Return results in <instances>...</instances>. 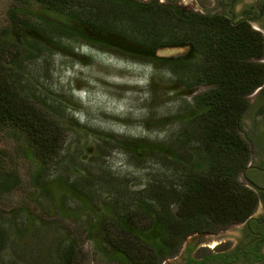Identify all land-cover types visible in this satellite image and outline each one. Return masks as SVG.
I'll return each instance as SVG.
<instances>
[{
    "label": "trees",
    "instance_id": "obj_1",
    "mask_svg": "<svg viewBox=\"0 0 264 264\" xmlns=\"http://www.w3.org/2000/svg\"><path fill=\"white\" fill-rule=\"evenodd\" d=\"M13 2L15 5L7 10L10 28L0 36V130L9 128L23 137L41 171L59 155L64 129L49 113L50 106L25 90L20 67L24 60L36 57L43 50L73 53V48L64 44L62 38L79 39L90 49L126 61L146 63L155 71L165 68L173 78L171 91L204 88L190 97V111L185 114L194 124L189 139L199 143L200 155L188 161V171L180 176L176 190L157 194V202L144 201L133 210L121 212L109 224L101 216H96L94 224H90L92 228L102 227L104 238L98 245L106 251L109 261L161 264L177 254L185 238L216 234L244 222L254 213L257 193L240 180L250 154L249 137L241 119L248 108L247 96L264 84V43L259 31L245 21L232 22L220 14L170 5L166 14L170 11L177 20L187 24V31L173 37L169 34L163 41L153 26H139L144 28L140 33L142 42H135L110 26V11L105 17H92V13L96 7L113 3L155 14L163 7L157 0L147 3L135 0ZM165 47L186 50L175 57L158 55ZM123 146L134 158L155 149L164 150L160 144L143 138L128 139ZM7 156L0 150V198L20 183ZM40 181L35 179L41 191L53 199L57 210H66L59 201L65 193L56 198V193ZM54 182L82 203L80 213L89 209V201L81 196L74 183L60 179ZM9 239L6 226L0 220V264H5L3 253ZM61 241L53 264L81 263L84 250L71 235L65 232ZM191 249H187L182 264H206L208 260L229 264L234 259L230 252L197 259L189 255Z\"/></svg>",
    "mask_w": 264,
    "mask_h": 264
},
{
    "label": "rangeland",
    "instance_id": "obj_2",
    "mask_svg": "<svg viewBox=\"0 0 264 264\" xmlns=\"http://www.w3.org/2000/svg\"><path fill=\"white\" fill-rule=\"evenodd\" d=\"M157 2L163 7L155 14L110 3L96 7L92 17H105L110 11L107 18L114 30L142 42L140 33L144 28L139 26H153L163 41L169 34L173 37L187 31V24L170 11L166 14L170 5L201 13L217 12L214 0ZM13 5V0H0V36L10 28L7 10ZM62 42L73 48V53L43 50L24 60L20 67L25 90L50 106L49 113L63 126L59 155L41 171L23 137L9 128L0 130V150L8 155L20 179L18 187L0 198V220L10 236L3 253L5 264H53L65 232L84 250V259L79 264H118L109 261L106 251L98 245L104 238L102 227L92 228L90 224H94L96 216L109 224L121 212L133 210L144 201L157 202V194L176 190L180 176L188 171V161L201 150L195 139H189L194 124L185 114L190 111V97L204 90L203 87L171 91L173 78L165 68L155 71L146 63L113 57L83 46L79 39L65 37ZM185 50L165 47L157 53L175 57ZM241 122L254 143L253 158H264L257 146V140H264L261 120L248 112ZM131 138L160 144L164 150L155 149L134 158L123 146ZM250 158L249 154L247 162ZM35 179L47 184L56 198L64 192L59 201L66 210L59 212ZM56 179L74 183L89 201V209L80 213L82 203L58 188ZM240 180L245 183L242 177ZM260 211L258 205L254 215ZM240 228L241 225H230L216 234H207V242L196 244L192 238L200 235H191L183 240L175 256L161 264H182L188 246L192 247L189 255L197 259L228 252L242 239ZM212 241L214 247L210 246ZM206 264L218 263L208 260Z\"/></svg>",
    "mask_w": 264,
    "mask_h": 264
},
{
    "label": "flooded vegetation",
    "instance_id": "obj_3",
    "mask_svg": "<svg viewBox=\"0 0 264 264\" xmlns=\"http://www.w3.org/2000/svg\"><path fill=\"white\" fill-rule=\"evenodd\" d=\"M217 5V12L210 14H220L229 18L230 21H245L253 29L259 31L263 37L264 43V0H214ZM248 108L243 113H251V115L261 120L264 126V84L255 89L247 96ZM264 132V130H262ZM255 138V136H254ZM250 160L245 170L244 184L253 189L257 193L258 203L261 206L259 215L254 213L242 223L240 231L242 239L230 251L233 253L234 259L229 264H264V158L255 160L254 143L249 139ZM257 146L260 152L264 154V140H257ZM245 166V167H246ZM244 167V168H245ZM243 178V177H242ZM197 243L196 237L192 238ZM211 247L215 244L210 243ZM191 246H188V248Z\"/></svg>",
    "mask_w": 264,
    "mask_h": 264
},
{
    "label": "water",
    "instance_id": "obj_4",
    "mask_svg": "<svg viewBox=\"0 0 264 264\" xmlns=\"http://www.w3.org/2000/svg\"><path fill=\"white\" fill-rule=\"evenodd\" d=\"M248 168H250V167H249V166H246V167L243 169V171L241 172V177H243V179H244L245 181H247V182H248V180L246 179L244 172H245V170H247ZM196 239H197V242H198V243H199V242H207V240L209 239V237H208L207 235H200V236L196 237Z\"/></svg>",
    "mask_w": 264,
    "mask_h": 264
}]
</instances>
